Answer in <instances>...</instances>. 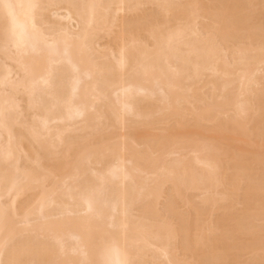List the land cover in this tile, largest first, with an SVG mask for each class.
<instances>
[{"label": "bare ground", "instance_id": "obj_1", "mask_svg": "<svg viewBox=\"0 0 264 264\" xmlns=\"http://www.w3.org/2000/svg\"><path fill=\"white\" fill-rule=\"evenodd\" d=\"M0 264H264V0H0Z\"/></svg>", "mask_w": 264, "mask_h": 264}, {"label": "rangeland", "instance_id": "obj_2", "mask_svg": "<svg viewBox=\"0 0 264 264\" xmlns=\"http://www.w3.org/2000/svg\"><path fill=\"white\" fill-rule=\"evenodd\" d=\"M148 8H149V7H148ZM148 8H147V9H148ZM150 8H151V6H150ZM150 8H149V11H154L153 8H155V7L151 8L152 10H151ZM52 10H58V11H56V14H57L58 16L61 15L62 13H63L62 15L65 14V11H64V10H63V11L61 10L62 12L59 11L60 9H56V8H55V9L53 8ZM49 12H50L51 14L49 13L50 15L47 14V16L50 17L49 20L51 21V27L55 26V27L57 28L56 30L60 29V28H58V27H60L59 24H60V22H62V21H61L62 18H61V20H60V17H57V15H56V17H54L55 15H54V16L52 15L54 12H53V13H52V11H49ZM54 14H55V13H54ZM51 15L54 17L52 20H51V18H52ZM47 16H46V17H47ZM48 17H47V18H48ZM58 18H59L60 21H57V22H56V19L58 20ZM54 20H55V21H54ZM63 21H64V20H63ZM52 22H53V23H52ZM55 22H56V23L59 22L58 26H57V24L54 25ZM62 23H63V22H62ZM52 24H53V26H52ZM63 24L68 25L66 21H64ZM75 24H76V23H75ZM75 24H74V26L76 27L77 24H76V25H75ZM66 25H61V27L64 28ZM74 26H73V28L71 27L70 29H73V30H75V31H78L79 27H78V29H76L77 27L75 28ZM66 27H67V26H66ZM69 27H70V26H69ZM53 28H54V27H53ZM103 42H104V41H103ZM103 42H102V43H103ZM197 201H198V200H197ZM182 210H183V212H184V209H182ZM182 210H181V211H182ZM185 211H186V210H185Z\"/></svg>", "mask_w": 264, "mask_h": 264}]
</instances>
